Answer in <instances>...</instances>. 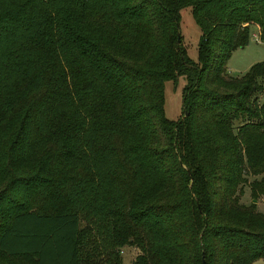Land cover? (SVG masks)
Returning <instances> with one entry per match:
<instances>
[{"label": "trees", "instance_id": "16d2710c", "mask_svg": "<svg viewBox=\"0 0 264 264\" xmlns=\"http://www.w3.org/2000/svg\"><path fill=\"white\" fill-rule=\"evenodd\" d=\"M252 28L264 0H0V264L264 259V59L226 68Z\"/></svg>", "mask_w": 264, "mask_h": 264}, {"label": "rangeland", "instance_id": "374dc122", "mask_svg": "<svg viewBox=\"0 0 264 264\" xmlns=\"http://www.w3.org/2000/svg\"><path fill=\"white\" fill-rule=\"evenodd\" d=\"M179 32L182 37V46L186 50V55L191 60L196 61V49L199 38V29L190 17L189 9L183 8L180 11ZM256 30L252 28L248 43L241 48L235 49L226 63L227 75L231 77H240L248 68L264 59V43L255 35ZM185 85L183 77L179 76L176 82H167L164 87V111L171 120H176L181 114L182 88ZM261 102V93L257 94ZM248 180H251L249 178ZM251 198L248 184L242 186V195L240 201L246 205L254 203L257 211L264 213V196L255 201ZM122 264H132V260L138 253L136 248L123 247L120 249ZM252 264H264V259L257 260Z\"/></svg>", "mask_w": 264, "mask_h": 264}, {"label": "water", "instance_id": "95a60500", "mask_svg": "<svg viewBox=\"0 0 264 264\" xmlns=\"http://www.w3.org/2000/svg\"><path fill=\"white\" fill-rule=\"evenodd\" d=\"M177 40L179 41V36H178ZM253 201H255V200H253ZM202 264H204V260H203V258H202Z\"/></svg>", "mask_w": 264, "mask_h": 264}, {"label": "crops", "instance_id": "0c3cea01", "mask_svg": "<svg viewBox=\"0 0 264 264\" xmlns=\"http://www.w3.org/2000/svg\"><path fill=\"white\" fill-rule=\"evenodd\" d=\"M259 260H260V259H259ZM262 260H263V259H262ZM256 261H257V260H256ZM256 261H254V262H256ZM254 262H252V263H254ZM252 263H251V264H252Z\"/></svg>", "mask_w": 264, "mask_h": 264}]
</instances>
